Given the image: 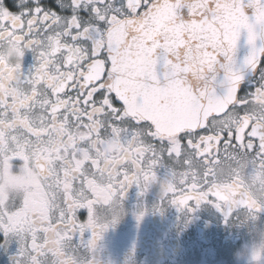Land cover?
<instances>
[{
    "label": "flooded vegetation",
    "instance_id": "1",
    "mask_svg": "<svg viewBox=\"0 0 264 264\" xmlns=\"http://www.w3.org/2000/svg\"><path fill=\"white\" fill-rule=\"evenodd\" d=\"M153 1L0 0L4 264L206 261L264 217V58L227 111L175 136L111 89L107 35Z\"/></svg>",
    "mask_w": 264,
    "mask_h": 264
},
{
    "label": "water",
    "instance_id": "2",
    "mask_svg": "<svg viewBox=\"0 0 264 264\" xmlns=\"http://www.w3.org/2000/svg\"><path fill=\"white\" fill-rule=\"evenodd\" d=\"M111 89L163 136L199 130L237 101L264 58V0H154L107 35Z\"/></svg>",
    "mask_w": 264,
    "mask_h": 264
},
{
    "label": "rangeland",
    "instance_id": "3",
    "mask_svg": "<svg viewBox=\"0 0 264 264\" xmlns=\"http://www.w3.org/2000/svg\"><path fill=\"white\" fill-rule=\"evenodd\" d=\"M10 192L11 189L5 184L2 187L0 186V197L9 200V198H12V195H9ZM4 209L8 211L5 216L9 215V206H4ZM2 225L0 224V227ZM6 226L7 224H4L2 227L6 228ZM242 239V246L238 249L227 246L221 249V253L217 257L215 256L206 261L198 257H192L183 264H264V217H261L258 221H253ZM0 261V264H4L1 256Z\"/></svg>",
    "mask_w": 264,
    "mask_h": 264
},
{
    "label": "trees",
    "instance_id": "4",
    "mask_svg": "<svg viewBox=\"0 0 264 264\" xmlns=\"http://www.w3.org/2000/svg\"><path fill=\"white\" fill-rule=\"evenodd\" d=\"M3 239H2V236L0 235V242L2 241Z\"/></svg>",
    "mask_w": 264,
    "mask_h": 264
}]
</instances>
